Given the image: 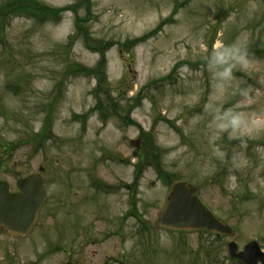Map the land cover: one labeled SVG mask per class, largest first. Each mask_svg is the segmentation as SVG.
<instances>
[{"label": "rangeland", "instance_id": "rangeland-1", "mask_svg": "<svg viewBox=\"0 0 264 264\" xmlns=\"http://www.w3.org/2000/svg\"><path fill=\"white\" fill-rule=\"evenodd\" d=\"M25 4L56 18L10 14ZM41 167L36 228L0 231V264L264 249V0H0V180L16 191ZM182 182L232 236L158 227Z\"/></svg>", "mask_w": 264, "mask_h": 264}, {"label": "water", "instance_id": "water-1", "mask_svg": "<svg viewBox=\"0 0 264 264\" xmlns=\"http://www.w3.org/2000/svg\"><path fill=\"white\" fill-rule=\"evenodd\" d=\"M132 145L138 147L139 140H133ZM17 187L18 192H10L7 184L0 181V230L10 236H25L35 227L47 194L40 174L20 179ZM198 191L192 183H177L158 215V225L177 231L203 230L232 236V227L213 216L198 199ZM229 253L243 264H264V252L257 241L249 242L239 252L237 244L231 242Z\"/></svg>", "mask_w": 264, "mask_h": 264}, {"label": "trees", "instance_id": "trees-1", "mask_svg": "<svg viewBox=\"0 0 264 264\" xmlns=\"http://www.w3.org/2000/svg\"><path fill=\"white\" fill-rule=\"evenodd\" d=\"M10 14H25L27 16L36 17L41 20L55 19L56 12L49 8H44L39 5L25 4L14 7L10 10ZM167 78V77H166Z\"/></svg>", "mask_w": 264, "mask_h": 264}, {"label": "flooded vegetation", "instance_id": "flooded-vegetation-1", "mask_svg": "<svg viewBox=\"0 0 264 264\" xmlns=\"http://www.w3.org/2000/svg\"><path fill=\"white\" fill-rule=\"evenodd\" d=\"M44 183V182H43ZM218 238H222V237H218ZM263 249V248H262ZM263 251H264V249H263ZM259 264H262V263H259Z\"/></svg>", "mask_w": 264, "mask_h": 264}]
</instances>
